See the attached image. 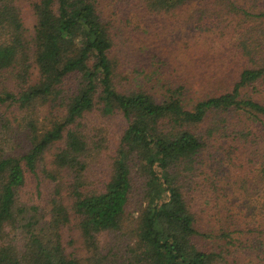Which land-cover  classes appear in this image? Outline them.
Listing matches in <instances>:
<instances>
[{
    "label": "trees",
    "instance_id": "trees-1",
    "mask_svg": "<svg viewBox=\"0 0 264 264\" xmlns=\"http://www.w3.org/2000/svg\"><path fill=\"white\" fill-rule=\"evenodd\" d=\"M131 1L150 16L173 17L191 4L201 9L198 2L204 1L207 9L221 16L233 21L241 17L237 47L253 65L238 72L228 91L190 104L181 86L155 96L134 85L129 73L119 71L109 56L110 24L100 16L97 0H31L35 23L28 41L13 0H0V79L7 75L12 82L10 87L0 86V106L26 112L29 144L18 154L7 145L9 133L2 134L3 143L0 139V264H82L65 253L60 241V228L69 221L65 205L52 198L48 217L40 218L34 205L18 201V193L26 174L37 175V162L54 145L53 165L83 169L80 157L86 145L74 128L94 106L105 115L119 113L126 126L106 180L94 190L73 184L69 191L70 209L87 246H95L97 233L119 229L130 196L138 190L126 264H226L222 251L232 241L229 233L238 228L233 214L217 235L222 242L213 243L218 244L215 249L199 247L194 240L209 234L199 231L187 196L196 192L190 189L194 183L208 181L211 196L220 197L221 210L229 212L231 197L222 182L214 184L221 171H202V166L207 168L202 152L222 139L246 146L245 170L252 176V189L242 196V204L252 212L259 210L256 216L264 221V136L258 139L255 130H245L234 117L258 123L264 134V104L242 94L248 87L264 86V39L258 38L255 28L264 22V5L260 0L247 7L236 0ZM241 20L247 25L244 32ZM196 28L200 31L196 40H207L203 27ZM43 105L51 118L47 128L37 124ZM242 166V161L236 164ZM27 210L32 211L26 215ZM252 212L249 216H255ZM15 229L22 240L19 246L8 237Z\"/></svg>",
    "mask_w": 264,
    "mask_h": 264
},
{
    "label": "rangeland",
    "instance_id": "rangeland-1",
    "mask_svg": "<svg viewBox=\"0 0 264 264\" xmlns=\"http://www.w3.org/2000/svg\"><path fill=\"white\" fill-rule=\"evenodd\" d=\"M30 1L13 0V4L20 11L23 35L27 41L35 23ZM236 1L247 7V3L252 0ZM260 1L264 5V0ZM198 3L201 9L191 4L174 13L175 16L172 17L147 15L131 0H97L100 16L110 24L112 48L109 56L119 71L129 73L134 85L149 90L155 96L160 93L163 95L165 88L181 86L187 104L201 97L228 91L238 72L244 66L253 65V61L250 62L240 55L237 47L241 32L237 26L241 17L233 21L219 15L213 8L207 9L204 1ZM189 14L193 15L192 20L188 18ZM183 18L190 23L182 24ZM210 20L215 21L210 24ZM196 25L203 27L207 40H196L200 32ZM240 25L244 32L247 25L244 21ZM255 28L259 32L258 38L263 42L264 22L257 24ZM2 36L0 31V37ZM254 61L257 63V59ZM7 79V75H4L0 79V86L10 87L12 82ZM242 94L264 104V86H256V89L248 87ZM44 105L40 107L42 111L37 115L39 128L49 127L48 121L51 119L46 110L43 112ZM234 117L236 121L240 119L239 125L245 130H255L258 139L264 136L260 133L261 126L258 123ZM25 123L26 112L14 107L7 109L5 105L0 106V139L3 143L6 138L2 134L9 133L10 142L8 139L6 142L14 153L22 154L29 145ZM125 126V120L119 113L105 115L98 106H94L74 128L83 137L86 145L80 157L83 169L73 170L53 165L52 152L57 146L54 145L37 162V175L26 174L25 184L18 193V201L25 205H34L36 215L40 218L48 217L52 198L65 205L69 221L60 228V241L65 253L82 264H126L127 248L131 242L130 221L135 215L132 208L135 206L138 190L133 191L130 196L131 204L126 208L119 229L97 233L94 247L84 243L77 229V218L71 212L72 198L69 194L73 184H77L80 190L89 191L97 189L106 180ZM250 138L252 134L247 135V139ZM240 145L222 139L220 145L214 142L201 154V159L209 168L202 166L203 172L211 169L221 171V177L217 179L220 180L219 183L214 184L220 185L222 182L223 188H226L232 199V205L229 212L221 210L223 202L220 197L211 196L212 191L207 189L208 181H199L198 185L194 183L190 189L196 192L187 196L199 221V231L209 234L208 238L199 237L194 241L199 247L208 245L215 249L218 244L213 243L222 242L217 235L227 226L230 215L233 214L238 228L237 231L229 233L232 241L226 244L227 251H222L226 264H264V221L256 216L259 215V210L254 209L252 212L247 205L242 204V196L252 189V176L245 170L247 148ZM247 146L249 149L248 144ZM241 161L243 166L239 169L236 164L241 165ZM226 169H229L228 172ZM30 211L32 210H27L26 215ZM251 212L255 216H249ZM9 230L10 228L7 231ZM8 237L16 246L21 245L18 229L12 230Z\"/></svg>",
    "mask_w": 264,
    "mask_h": 264
}]
</instances>
